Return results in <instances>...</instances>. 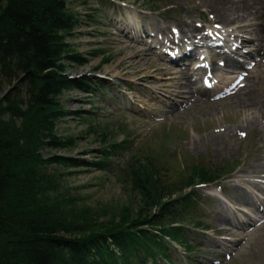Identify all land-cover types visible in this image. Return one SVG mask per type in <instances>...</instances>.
Returning <instances> with one entry per match:
<instances>
[{"label":"rangeland","instance_id":"obj_1","mask_svg":"<svg viewBox=\"0 0 264 264\" xmlns=\"http://www.w3.org/2000/svg\"><path fill=\"white\" fill-rule=\"evenodd\" d=\"M66 2L79 16V26L68 37V43L86 61L84 65L67 64V75L87 81L91 92L85 94L72 90L62 95V107L67 114L57 123V135L73 138L74 146L69 150L45 149L44 156L55 155L90 164L102 155L107 144L117 143L124 148L119 156H113L114 165L111 168L119 166L123 170L131 160L146 162L152 159L168 183L188 176V172L183 171L182 158L186 160L184 166L197 162L206 168H217L222 172L221 179L197 190L201 205L194 214L208 230L187 229L185 239L192 252L185 254L183 247H177L179 249L173 252L172 264H264V177L256 173L241 174L239 171L249 159H260L264 164L263 147V152L259 153L261 132L255 127L247 130L241 139L230 141L224 138L223 143L218 140L223 132L238 127L253 115V110L244 112L247 108L234 107V101L245 96L250 89L225 101H219L220 97L213 93L203 99L207 105H191L186 94L177 95L172 91L171 85L179 74L174 78L166 70L182 71L187 64V72L193 80H197V86H205L201 82L205 73L201 69L197 71V67H203L206 69L204 80L210 81L213 76L217 83L211 84L216 86L212 89L218 92L228 91L232 81L242 85L240 76L244 72L239 69L225 75L221 68L223 63L218 60L212 75L207 73L211 55L203 46L217 42L215 36L200 41L199 47L191 44L195 57L184 66L168 63L160 56L172 47L168 40L176 32L175 26L180 19L192 17L194 24L202 27L203 34L216 33V26L211 23V16L205 12L201 1ZM195 5L198 7L194 8ZM237 24L240 23L226 27L227 30L217 26L222 33H232V36L230 41L214 45L213 53L228 50L236 42ZM141 27L149 34H141L140 37L139 33L138 36ZM157 28L160 31L155 30ZM161 37L168 42L163 44ZM149 48L154 50V55H148ZM253 49L246 46L241 54ZM133 53L137 58L128 61ZM235 57L244 64L252 61L241 55ZM102 61L108 62L102 65ZM223 76L226 82L219 83V79L223 81ZM0 85L3 95L16 83L2 80ZM211 103L215 104L212 106ZM124 139L126 143L122 144ZM255 152L260 156L253 158ZM261 170L264 171V168ZM48 171L57 176L63 194L73 198L79 208L98 213L101 221L108 220L106 214L118 212L124 206L136 208L139 204L138 196L124 181L121 170L102 172L89 167L50 165ZM222 214L229 221L244 223V230L234 228L236 232L230 235L229 228L233 225L217 221ZM195 217L191 221H195Z\"/></svg>","mask_w":264,"mask_h":264},{"label":"trees","instance_id":"obj_2","mask_svg":"<svg viewBox=\"0 0 264 264\" xmlns=\"http://www.w3.org/2000/svg\"><path fill=\"white\" fill-rule=\"evenodd\" d=\"M78 26L66 0H0V83H16L3 95L0 85V264H172L174 244L192 252L187 229L208 230L194 214L201 205L196 189L222 172L184 166L182 158L188 176L168 183L152 159L111 168L124 148L117 143L90 164L44 156L45 149L74 146L73 138L57 135L67 114L62 95L91 92L87 81L67 75V64L86 63L68 43ZM50 165L121 170L139 204L101 221L61 192Z\"/></svg>","mask_w":264,"mask_h":264},{"label":"bare ground","instance_id":"obj_3","mask_svg":"<svg viewBox=\"0 0 264 264\" xmlns=\"http://www.w3.org/2000/svg\"><path fill=\"white\" fill-rule=\"evenodd\" d=\"M199 1H201L203 7L206 9L205 12L209 16H211L210 21L214 25L221 26L222 28H226V27H232L231 25L235 23H240L237 24L235 27V30L239 33L238 44L233 50H230L229 52L213 54L210 70L216 69L215 62L217 60L223 61L222 69L225 75L235 70H239V69L243 70L245 72L244 75L242 76L243 85L242 86L234 85L232 88V92L226 95L224 94L219 99V101L228 100L229 98L235 96L236 94H238L239 96V94H241V91L250 89L246 93L248 95L244 94L245 96L241 98L238 97L236 101H234V107L238 109L243 107L247 108L243 110L244 112L253 110V115L251 116L250 119H247V121H244V123H241V125H239L238 127L228 130L227 133L223 132L222 135L218 136V140L221 142L222 140H224V138L231 139L230 141L238 140L243 137V135L246 133L247 130L258 127V129L261 132V136L259 138L261 139L260 140L261 148L259 150V153L263 152L262 147L264 149V0L261 1L259 0L260 3L258 2V0H199ZM196 7H198V5L194 6V8ZM185 16L188 17L189 14L185 12ZM191 18L192 17H190L189 19L186 18V20L180 19V21H178L179 23L177 24V26H175L176 32L173 33L171 40H168L172 44V47H170L169 49L172 53L160 54V56L161 57L163 56L168 63L175 65L182 64V66H184L187 61L195 57L192 48L187 47V45H189L190 47H192L191 44L193 45V47L199 46L200 41L196 42V39L198 37L197 35L202 34V30H201L202 27L196 26ZM126 28L130 30L132 29L129 26H127ZM233 29L234 27L232 28V30ZM155 30L160 31V29L158 28ZM217 30L218 29L216 27V32H218ZM234 32L235 31H233V33ZM139 33L141 37V34L143 35L149 34V31H147L146 29L142 30L141 27L137 32L138 36ZM218 33H219L217 34L218 36H216V40H218V43L223 41L226 42L228 41L227 38H231L232 36L231 35L232 33H229L227 36H224V34H222L221 32ZM237 34L236 35L234 34V36L236 37ZM206 37H210V35L202 34L200 40ZM134 38L137 37L135 36ZM165 39H166L165 37L164 38L161 37L160 41H162V43L164 44L168 42V41H164ZM187 41H189L190 44H186ZM246 46H251L254 49L252 50V52L241 54V50ZM148 50H149L148 55L150 54L154 55L153 54L154 50L152 51L151 48H149ZM212 50H213L212 46L207 47V51L209 53H211ZM133 55L127 58L128 61L133 57L137 58L136 54L133 53ZM239 55L243 56L244 58L249 57L252 60L251 63L244 64L243 62L238 61L237 58H235V56H239ZM155 63L157 65L160 64L159 61H155ZM186 65L184 66V70L182 71L180 70L177 71L176 69L173 68H169V70H166L171 76H174V78L175 75L179 74V76H177L174 79V82L171 85L173 89L172 91L177 95L186 94L190 100L191 105L192 103L201 104L203 106L207 105V101L203 99H205L211 94L213 95L215 91L213 89H207L202 86H197L198 83L197 80H193L192 76H190V73L188 74ZM197 71H200V69H197ZM202 80L203 79H201V81ZM222 80L223 82H226V77L223 76ZM214 104L215 103H211L210 105L213 106ZM259 156L260 155L257 152L253 154V158ZM263 168H264V164L260 162V159L257 160L249 159L247 160V162L243 163L242 168L239 171L241 174L250 175L252 173L253 174L256 173V174H261V176L264 177V171L261 170ZM262 208L264 207L262 206ZM243 213L247 217L250 216L247 212H243ZM217 221L220 223L233 225L232 228H229V231H231L230 235L236 232L234 231V228L243 231L245 227L244 223L242 222H234L231 220L229 221L223 214L220 217H217Z\"/></svg>","mask_w":264,"mask_h":264}]
</instances>
